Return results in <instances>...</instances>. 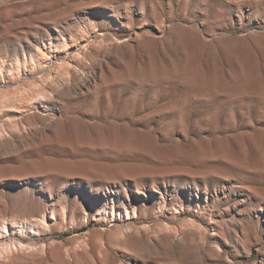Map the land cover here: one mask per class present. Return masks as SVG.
Here are the masks:
<instances>
[{
  "label": "rangeland",
  "instance_id": "rangeland-1",
  "mask_svg": "<svg viewBox=\"0 0 264 264\" xmlns=\"http://www.w3.org/2000/svg\"><path fill=\"white\" fill-rule=\"evenodd\" d=\"M0 95V264H264V0H0Z\"/></svg>",
  "mask_w": 264,
  "mask_h": 264
},
{
  "label": "bare ground",
  "instance_id": "bare-ground-1",
  "mask_svg": "<svg viewBox=\"0 0 264 264\" xmlns=\"http://www.w3.org/2000/svg\"><path fill=\"white\" fill-rule=\"evenodd\" d=\"M119 53V52H118ZM12 70V69H11ZM28 71V70H27ZM1 96V95H0ZM47 114V113H46ZM57 133V132H56ZM61 134V133H60ZM58 135V134H57ZM55 137L57 138L58 136L55 135ZM54 137V138H55ZM64 137V136H63ZM98 137V136H97ZM56 138H55V142H56ZM58 140L62 141V138L61 137H58ZM57 140V141H58ZM7 231V230H6ZM16 251L17 252L20 250V251H23V250H27V246H26V242L24 239L20 238L18 241H17V244L16 243H11V244H5L4 246H2L0 248V254L1 252H12L13 251ZM29 251V250H28Z\"/></svg>",
  "mask_w": 264,
  "mask_h": 264
}]
</instances>
